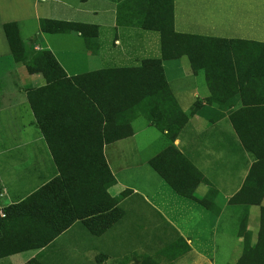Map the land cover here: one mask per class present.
<instances>
[{
	"label": "crops",
	"instance_id": "1",
	"mask_svg": "<svg viewBox=\"0 0 264 264\" xmlns=\"http://www.w3.org/2000/svg\"><path fill=\"white\" fill-rule=\"evenodd\" d=\"M138 1L0 0V64L6 66L0 79V218L9 214L0 228V264H217L206 251L216 249L221 222L226 232L238 225L234 247L241 241L245 209L229 200L245 185L264 186V51L239 53L256 60L252 64L213 71L181 66L185 55L162 60L169 96L158 115L186 117L172 140L148 117L154 87L145 70L150 77L144 85L132 86L147 93L139 100L132 93L128 105L140 101L145 111L131 119L124 137L110 142L89 106L73 100L78 90L51 87L12 56L4 30L10 22L27 52H51L69 78L159 59L160 31L145 24L149 14ZM172 9L176 33L264 44V0H173ZM43 20L50 21L48 28ZM56 42L72 45L68 62L59 59ZM91 63L98 67H80ZM161 139L165 143L157 146ZM107 173L114 180L106 189L114 199L109 209L83 213L46 245H31L39 240L35 222L29 223L35 205L16 207L64 174L87 197L89 211L93 202L109 199L103 194ZM260 206L264 195L258 213ZM252 208L248 231L258 225Z\"/></svg>",
	"mask_w": 264,
	"mask_h": 264
},
{
	"label": "trees",
	"instance_id": "2",
	"mask_svg": "<svg viewBox=\"0 0 264 264\" xmlns=\"http://www.w3.org/2000/svg\"><path fill=\"white\" fill-rule=\"evenodd\" d=\"M172 1L173 0L138 1L139 8L144 10L146 8L149 14L146 16L145 24L154 25V27L160 31L161 58L147 59L142 61L138 66L121 68L119 70H99L97 72L81 74L69 78L51 52L46 50H39L37 52L26 51L16 23L10 22L4 24V30L11 48L12 56L16 63L25 66L30 74L40 73L45 83L51 85V87L60 84L61 88H68L69 86L71 88L72 86L73 89L78 90L77 95L72 94L73 100L79 102L80 108L85 104L88 105V114H94V116L98 117V125H100L99 131H102L101 127L104 129L103 131L107 142L115 139L113 137L116 135L124 137V135L130 131L129 123L131 119L138 113H144L145 108L141 106L140 101H137L138 103L136 102V106H128L130 104L129 97L132 93L136 94L138 100L145 97L147 92L143 90V86L141 89L138 87L134 90L132 83L141 81V84L144 85L143 83L146 78L150 76L144 77L142 74L145 70L151 72V83H153L154 89L152 93L150 94L149 92L148 95L152 96L154 106L151 109L149 108L148 117L153 118L155 126L159 130H167V137L172 140L183 126L186 117L181 114H176L174 117L164 119L158 115L160 110L159 105L169 96L167 90L162 86L164 81L161 71V61L173 59L185 54L192 55L194 50H205L211 54L213 51H216V49L218 51H234L238 49L234 46V42L230 43L228 40L207 39L197 35L174 32ZM49 23L50 21H41L43 28H48ZM220 43H222L224 47H217V44ZM255 46L264 51L263 43L255 44ZM210 54L208 55L211 56ZM208 60L213 59L208 58ZM192 65L194 69H198L196 63ZM229 66L231 67V65ZM213 68L216 67H209L208 69L213 71ZM207 78L210 79L208 72ZM113 82L119 84L115 92L116 95L113 93L112 89L114 85ZM47 88L48 87H42L40 91ZM33 94V91L29 92V99L33 109L36 110L33 104ZM113 104H115V108L112 107ZM114 109L115 116L112 114ZM220 115L222 116L224 114ZM166 152L167 151L162 152L161 156ZM157 158L159 159L160 155L157 156ZM181 159L183 162L187 163L182 156ZM156 160L153 159L151 162ZM113 182V178L109 177L107 173L103 194L109 199L107 198L108 200L103 202H101L102 200H94L96 202H93L88 208L89 211L84 210L85 204L83 201H85L87 197L83 194L81 189L77 188L76 191V188L71 186L70 180L64 177V174L61 177L55 178L39 192L23 202L21 206L16 207L15 209L23 208L26 205H35V211L31 212L29 223L32 224L35 222L39 240L31 245H35L36 247L46 245L83 213H98L109 209L114 199L108 196L106 189ZM263 195L264 186L248 187V185H245L229 200L230 204L243 205L245 209V214L241 218L238 233V236L246 235L244 239L245 243L241 256L235 264H264V206H260L259 208V231L257 236L255 238L251 237L250 231L246 230L247 208L260 205ZM8 216L9 214H6L3 219L0 218V228H2L3 222L7 220ZM29 245L30 244H25L24 247H29Z\"/></svg>",
	"mask_w": 264,
	"mask_h": 264
},
{
	"label": "rangeland",
	"instance_id": "3",
	"mask_svg": "<svg viewBox=\"0 0 264 264\" xmlns=\"http://www.w3.org/2000/svg\"><path fill=\"white\" fill-rule=\"evenodd\" d=\"M60 38L59 40H62V38H66V36H58ZM231 45V44H227ZM71 44H68L67 42H56V47L58 49L57 55L61 61L68 62L69 59L67 58L68 56H65L66 54L70 55L71 53L68 51V49L71 48ZM218 46H223L222 43L217 44ZM234 46L237 47V50H234V52H238V54H229L230 52L228 50H217L213 51L211 54L205 50H194L193 54H185V56H182L181 59H179L180 65L183 67H193V63H196L197 68H209V67H223L226 65H231V67L235 66V63H238L240 65L241 63L244 65L246 62H251L254 63V59H247L244 57V54H239L245 51L249 52H257V51H262L259 47L256 46H248L246 44H239V43H234ZM61 50V51H59ZM231 51V50H230ZM229 52V53H227ZM210 54L211 56H209ZM231 56V57H230ZM90 58V57H89ZM208 58L213 59V60H208ZM168 64H173L172 62H166ZM93 66H86L85 64L81 65L80 67L84 69H91L92 67H98V64L91 63ZM88 67V68H87ZM6 66L4 64H0V79H3L5 75H3ZM81 68V69H82ZM194 68V67H193ZM156 132V131H155ZM165 143L164 139H161L157 142V146L160 145L161 143ZM233 208L234 213L238 212L240 210L239 206H231ZM231 207H229V210H231ZM256 206H253L252 211L254 214L256 213V216L258 214V211L255 209ZM258 219V217H257ZM235 223V222H234ZM258 223V221H257ZM209 227L210 223L208 226L205 227V237L210 238V233H209ZM238 230V225L233 226V232H226V230L223 227V222H221L218 225V228L216 230L217 234H215V250H210L209 248L207 249L206 253L208 255L213 256L215 262L217 264H235L236 261L239 259L241 256L243 246L245 243V237L246 235H241L239 236L241 238V241L237 244V247H234V242L232 240L234 239V236L236 234V231ZM259 228L258 225H255V228L250 230V235L251 237L255 238L258 234ZM234 235V236H233ZM238 236V234H237ZM250 237V238H251ZM196 245V242L194 243ZM208 246V245H207Z\"/></svg>",
	"mask_w": 264,
	"mask_h": 264
}]
</instances>
